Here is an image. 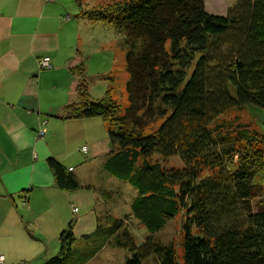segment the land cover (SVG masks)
I'll use <instances>...</instances> for the list:
<instances>
[{"label":"trees","instance_id":"trees-1","mask_svg":"<svg viewBox=\"0 0 264 264\" xmlns=\"http://www.w3.org/2000/svg\"><path fill=\"white\" fill-rule=\"evenodd\" d=\"M82 16L124 36L128 105L122 113L111 87L90 97L80 62L71 69L73 95L55 117L104 123L110 151L102 169L136 191L130 216L146 233L184 212L181 264H264V132L229 134L217 123L232 109H264V0H234L222 15L207 13L204 0H119ZM174 157L180 166L165 167ZM47 165L56 188H80L58 161ZM125 219L99 217L81 238L83 254L69 222L57 255L43 264H85L105 247L126 252L121 264H178L172 246L149 238L136 245L120 232Z\"/></svg>","mask_w":264,"mask_h":264},{"label":"crops","instance_id":"crops-1","mask_svg":"<svg viewBox=\"0 0 264 264\" xmlns=\"http://www.w3.org/2000/svg\"><path fill=\"white\" fill-rule=\"evenodd\" d=\"M83 6L82 1L77 5L76 0H0L3 264L45 263L57 255V237L69 222L73 246L81 247L83 254L85 246L80 245L81 238L93 234L99 214L108 212L106 203L111 189L124 191V184L115 185L102 169L110 151L104 123L97 117L66 120L55 117L73 95L74 65L83 64L86 78L90 70L100 79L110 71L104 56L97 62L102 66L100 71L91 67L92 52L98 48L103 52L106 47L103 53L109 56L110 49L108 43L103 44L104 37L95 35L104 31V26L83 17ZM40 57L49 58L48 69L38 67ZM48 158L70 169L80 188L74 191L56 188ZM98 191L102 194L99 203ZM74 208L76 212L72 211ZM107 248L85 264L97 259L104 261L100 255Z\"/></svg>","mask_w":264,"mask_h":264},{"label":"rangeland","instance_id":"rangeland-1","mask_svg":"<svg viewBox=\"0 0 264 264\" xmlns=\"http://www.w3.org/2000/svg\"><path fill=\"white\" fill-rule=\"evenodd\" d=\"M84 4L85 9L103 7L112 2H116L119 0H81ZM234 0H204V7L207 13L212 15H222L224 14L227 7L233 4ZM99 27L102 25H98ZM105 26V25H104ZM104 31H97L95 35L104 37V43L107 44L110 52L109 56L105 53L106 47L102 52L101 48H98L97 51L92 52V66L94 70L100 71L101 65L97 64L98 60L101 57H106L108 59V68L110 69L109 73L105 76L106 79H100L96 72L87 73V81L88 85L91 88L89 95L94 99H97L103 95L107 88L111 90V98L117 103V106L120 108L122 113H124L125 108L128 105L127 100V91H126V83L129 79L128 71L126 70L124 55L127 51V46L124 43V36L121 34H117L114 32L113 28L110 26H105ZM107 30V31H106ZM100 47V46H99ZM90 53V51H89ZM113 55V60L111 56ZM41 58V57H40ZM39 59V58H38ZM104 78V77H103ZM111 78V79H110ZM121 113V114H122ZM152 121V120H151ZM159 121H155L150 124L145 130V133L153 132L158 125ZM217 123L224 125V130L226 133H231L232 130H241V131H249L254 133V136H259L260 132H264V109L254 107L251 105H246L241 109H232L225 114H223ZM160 161V160H159ZM165 167H179L180 162L176 157L169 158L165 161H162ZM115 185H123L124 191L117 190L116 188L111 189L112 197L114 199H109L106 203V208L110 216L119 217L123 219L126 217L123 222V229L120 232L129 234L134 240L136 245L141 244L147 238L151 239L154 243H157L162 246H172L174 252L176 254L178 264H181V225L184 220V212L180 211L174 218L167 221L165 226L160 229L155 234L146 233L145 229L139 222L133 219L130 216L129 205L130 201L136 195V191L127 183H122L114 178H112ZM129 190V191H128ZM102 194H99V191L96 194L97 199L100 202L102 199ZM101 204V203H100ZM77 211V209H76ZM105 214V213H104ZM100 221L103 223V214H99ZM122 234V233H119ZM122 236V235H120ZM77 247V246H76ZM77 251V248L74 249ZM116 253L108 247L105 252L100 255L104 261L93 260L92 264H121L126 258L127 254L125 251L121 249H116ZM144 264H158L157 260L154 258H148Z\"/></svg>","mask_w":264,"mask_h":264},{"label":"built area","instance_id":"built-area-1","mask_svg":"<svg viewBox=\"0 0 264 264\" xmlns=\"http://www.w3.org/2000/svg\"><path fill=\"white\" fill-rule=\"evenodd\" d=\"M38 67L40 69H48L50 67L49 58L48 57H41L37 60ZM84 151V149H82ZM70 170V169H69ZM73 212H76V209H72ZM0 264H3V258L0 256Z\"/></svg>","mask_w":264,"mask_h":264}]
</instances>
